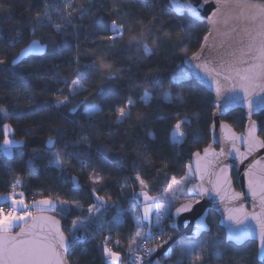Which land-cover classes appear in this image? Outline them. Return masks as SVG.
I'll return each instance as SVG.
<instances>
[{"label": "snow or ice", "instance_id": "1", "mask_svg": "<svg viewBox=\"0 0 264 264\" xmlns=\"http://www.w3.org/2000/svg\"><path fill=\"white\" fill-rule=\"evenodd\" d=\"M45 6V10L37 12L33 17L36 25L43 26L46 21L53 20V11L56 15L65 21V24L53 23L57 34L63 35L66 27L73 23V12L79 11L78 18L83 21L88 18L89 27L92 28L93 34L97 36V41L93 43L94 48L89 49L85 55L89 57L87 62L81 63L80 48L76 46L77 52L73 60L74 67L71 69L75 78H70L62 73L52 74L51 72L39 73L35 68L27 74L13 72L11 83L16 85L11 96L13 100V108L10 111L5 104L0 103V135L3 136L0 142V149L6 155H12L14 148L20 149V156L28 157L29 174H38V170L34 167L37 160H47L45 169L54 168L63 174L66 170L72 168V161L83 171L88 169L87 181L89 183V191L92 192L95 203L89 202L87 208H84L79 200H59L54 201L51 198L33 199L31 203L27 202L23 189L27 184L22 182L19 174L12 177L9 184V191L0 194V201L8 203V207L0 204V264H68L67 257L75 254V250L79 248L82 241L95 239L89 229L95 226L100 235L104 239L99 241V250L103 257L104 264H124L121 259V252L110 247L112 242L114 246H119V240H113V235L117 232L123 217L131 214L137 221L136 231L127 244V251L130 254L128 264H161L160 259L155 258V253L164 248L168 241L172 240V232L179 231L180 227L187 228L189 224L195 221V231L191 236L184 237L181 240V256H187L190 264H208L212 258L223 262L224 257L229 255L228 264H242L248 259L245 253L239 251V247L243 245L248 237L258 239L259 254L258 259L264 264V188L260 194V211L251 215L241 213L240 208L229 207L226 209V219L229 223H225V212L220 211L218 207H209L207 200H215L213 193L220 196L223 191V184L228 183L226 169L232 167V164L226 162V158L232 155L231 151L225 152L221 149L220 155L215 157L213 161H207L202 171L200 165V152L190 151L189 155L196 158V167L193 169L191 163L187 165L189 172L200 173L199 179L201 183H191V177L185 174L180 180L175 176L168 179L166 187L159 192V195H152L154 191L150 188L147 179H150L149 173L156 172L167 177V165L163 168L157 167V161L150 158L148 146L139 144L135 149V161L133 168L134 177L131 180L118 181L117 183L123 189L129 185L132 188L131 199L135 200V207L125 209L121 200L129 199V194L121 192V196L115 200L111 198L105 199L96 193V185L104 183V176L100 174L104 168L105 162L114 163L107 156L112 149L107 143L103 144L104 155L99 162H94L85 148L91 149L93 144L92 133L85 134L83 131L75 133L77 137L66 138L67 131L63 129V125L59 128L50 127V131H54L55 136L49 135L44 141L42 148H32L29 154L27 149L29 142L26 138H17V128L14 127L12 121L20 117V113L16 111L19 102L23 100H32L34 97L27 91V85L32 79L44 80L50 78L65 85V88H57L55 92L67 95H58L54 98V105L58 110L67 109V112H61V115L68 119L70 113H75L78 107L83 106L84 112L88 117L98 115L104 111L98 103L89 102L88 98L79 101L75 107H69L75 98L81 92L90 91L85 85V81L95 85L99 81V86L95 87L93 99L102 98L113 102L110 111H114L115 123L117 125L127 124L129 127L124 130L123 135H129L130 130L143 126L149 117L148 113L143 111L134 112L137 108V101L131 95L125 94L120 97L121 90L127 85L129 89H135L139 85L143 95L139 100L148 103L153 95L159 91L166 102L171 103L173 99V86L183 88L187 85L192 90L199 88V83L193 78L192 73L188 71H179L173 73L168 88L162 89L164 83L161 72L150 70L139 82L134 80L130 74L133 73V67H140L142 60L156 55L157 49L163 44H170L171 41L166 39L157 32V26L161 31L170 28L174 36L179 37L181 33L187 34L186 27L183 24L176 23L173 28L172 21H165L164 16L168 14L169 8H161L159 12L151 17L147 25L143 24L142 19H137L131 13L132 0H89V5L84 7L77 4L73 6V0H40ZM149 0H144L147 4ZM208 0H197L196 6L191 3L179 5L178 14L183 20L185 16L190 21L203 20L202 15L204 5ZM99 3V7H97ZM51 5L49 8L48 5ZM219 5L215 10L210 12L208 19L213 24L222 23L225 28L230 27L231 31H237V28L243 24L242 32L247 37V43L237 50L229 52L227 55L230 59L221 57H213L212 49L201 45L199 52H192L191 55L185 54L180 58L182 65H190L212 78L215 83V92L217 98L222 91L227 90L229 95L225 97L227 104H220L217 99L212 102V107L220 110L221 114L230 105L235 103H246L249 114L257 108L264 109V96L260 97L259 102L253 98L259 92H264V0H216ZM231 6L234 15H227L225 9ZM96 11H93V9ZM0 11H8L0 4ZM25 12L31 15V9H25ZM217 13H221V17H217ZM143 16V11L139 13ZM9 19L11 16L8 17ZM215 18V19H213ZM119 21V22H118ZM19 25H13L12 31L15 35L8 38L11 47L23 43V35L18 30ZM35 36L36 30L33 28L30 33ZM212 35L211 30L203 37L207 44L209 37ZM132 37L125 43V37ZM151 40L154 46H150L148 41ZM53 45L55 41H52ZM243 44V41H241ZM49 49V44L41 43L38 40H31L28 44L20 48L18 54L11 59L7 58V54L0 56V66L21 65L24 61L30 59L36 54H45ZM246 49V50H245ZM176 49H174L175 51ZM246 56L247 59H241L237 56ZM135 52L142 56L133 60L127 57V63L118 60L117 57L123 53ZM185 53L187 49L185 48ZM62 55L59 50L51 52V59H55ZM243 64L246 67H239ZM115 66V67H114ZM33 73L35 75L33 76ZM119 74L124 75L123 80H119ZM222 76V80L220 77ZM119 80V82H117ZM230 80H238L239 87L243 92L236 91V84L233 83L230 89H225V85ZM151 89V90H150ZM250 92L252 96H250ZM183 91L178 92L176 99L181 105L184 104ZM116 100H120L116 103ZM31 107V105H28ZM178 113L165 119H173L176 122L171 126L170 138L175 147L182 144L188 139L187 131L182 130V125L191 127V121L187 118L177 119ZM215 116V113L213 114ZM111 119V117H109ZM84 128V125H80ZM91 127V125H89ZM218 125L214 121L212 129H216ZM256 125L250 124L249 129V152L255 148L264 149V139L256 137L254 134ZM149 135H153L149 133ZM99 139V137H96ZM200 133L193 135L194 141H199ZM218 142V134L214 137ZM234 139V138H233ZM232 147H235L233 142ZM123 150V148L121 149ZM204 153H208V148L203 149ZM224 157L225 159H221ZM246 158V157H244ZM123 165L124 161H120ZM243 163V159L240 160ZM258 163V161H257ZM143 166V167H141ZM209 172V179L205 181L204 172ZM11 172V169H9ZM251 173V170H249ZM73 182L74 190H79L80 185L78 178L75 176L63 177L62 182L67 183L68 180ZM191 184L189 187L188 185ZM254 182L249 179L248 187L253 196L257 193L254 188ZM178 193H183V200ZM246 197V193L233 192L232 201H242ZM112 208L116 209L115 215L106 221L105 214ZM32 209L41 213L56 212L63 218L74 217L70 221V227L67 233L61 227L60 220L54 216L33 215ZM219 211L221 219L216 222L212 219V214ZM190 214V215H186ZM153 215L155 223H153ZM165 217L172 222L165 223ZM143 220L144 223H140ZM211 221V223H209ZM255 221V224L252 223ZM13 228L19 230L13 233ZM219 229V231L217 230ZM224 235H221V232ZM167 237V239H164ZM162 241L156 247H150L153 242ZM221 245L224 250L221 251ZM210 249L207 254L205 250ZM172 251L171 247L164 252L165 259ZM177 264H181L180 261Z\"/></svg>", "mask_w": 264, "mask_h": 264}, {"label": "trees", "instance_id": "2", "mask_svg": "<svg viewBox=\"0 0 264 264\" xmlns=\"http://www.w3.org/2000/svg\"><path fill=\"white\" fill-rule=\"evenodd\" d=\"M0 4L4 5L6 9L9 7L11 9L10 12L0 11V56L7 54V58L11 59L18 54L20 48L25 47L33 39L41 43L49 44V49L43 57H31L18 66H12L11 64L0 66V103L5 104L11 111L13 108V100L8 94L12 93L16 87V85L11 83L13 72L27 74L35 68L39 73L51 72L55 74L59 72L70 78H75L71 69L74 67L72 62L77 52L76 46L79 45L80 59L83 64L89 59L85 53L96 46L93 42L97 41V36L93 34L92 28L89 27L87 17L83 21L78 18L79 11L73 12V23L66 27L65 34L60 35L56 33L54 27L51 25L53 23L65 24V21L56 15L55 10H52L53 20L46 21L43 26L36 25L33 22L35 14L37 12L42 13L45 10V6L40 0H0ZM77 4L87 7L89 0H73V6L75 7ZM48 7L50 8L51 5L49 4ZM97 7H99V3H97ZM29 8L31 9V15L25 12V9ZM161 8H169V0H149L147 4L144 3V0H132L131 13L137 19H142L143 24L147 25L151 17L159 12ZM93 11H96V9L94 8ZM141 11H143L142 17L139 15ZM9 16H11L10 19L8 18ZM164 20L172 21L171 27L173 28L176 27V23L183 24L186 27L187 34L181 33L177 37L172 34L170 28H165L161 31L158 25L157 32L165 36L171 43L161 45L157 49L156 55L143 59L141 66H134L133 73L130 74L134 80L139 82L150 70L160 71L164 80L161 90L168 88L173 73L188 71L180 63V58L185 54L191 55L192 52H197L202 44L203 37L207 34L206 24L190 21L186 16L182 20L181 17L173 13L171 8L168 14L164 16ZM17 24L19 25L18 30L23 35V43L16 47H11L8 43V38L15 35L12 27ZM33 28L36 30L35 36L30 34ZM129 39H132V37H125V43ZM52 41H55L54 45ZM148 43L150 46H154L151 40ZM185 48L187 49V53H185ZM54 49L61 51L62 55L51 59V52ZM174 49L176 50L174 51ZM141 56L142 54L129 52L123 53L117 59L123 60L126 64L127 57L137 60ZM34 75L35 73H33ZM124 78L123 74H119V80H123ZM99 83L97 81L95 85H92L85 81V85L90 91L81 92L69 107H75L79 101L87 97L89 102L100 104L104 111L98 115L88 117L84 112V107L81 106L77 108L75 113H70L68 119H65L61 115V112H67V109L58 110L53 103L56 96L68 94L67 90L64 93L55 92V89L65 88V85L50 78L44 80L32 79L31 83L27 85V91L34 99L20 100V106L16 108V111L21 115L12 122L14 127L17 128V138H26L28 140L29 147L27 151L29 154L32 148H42L44 141L49 135L55 136L56 133L50 131V127L59 128L61 124L63 125V129L67 131L66 138H77L74 132L79 133L83 131L85 134L92 133V137H90L93 139L92 148H85L84 151L88 153L94 162H99L105 154L103 144L107 143L112 149L107 153V156L114 163L105 162L104 168L100 172L105 180L103 184L96 185V193L105 199L111 198L115 200L121 196V192L123 191L129 194V199L121 200L122 206L125 209L130 206L135 207L136 202L131 199L130 195L132 191L130 184L124 186L122 189L117 183L118 181H124L126 179L131 180L134 177L133 168L136 166L134 164V149L139 144H145L148 146L150 158L157 161V167L163 168L165 164L167 165L165 169L168 174L167 177L162 173L157 174L156 172H151L149 173L150 179H147L150 188L154 190L151 194L158 196L159 192L166 187L168 179L171 176H175L177 180H180L187 174V165L191 161L190 151L201 152L209 144V127L213 113V107L211 106L213 98L211 94L200 86L197 90L192 91H190L187 85L183 88L173 86V99L171 103L166 102L160 92L157 91L152 99L145 104L139 100V97L143 95L141 87L146 86L139 85L138 83L137 88L129 89L125 85L121 90L120 97L122 98L125 94L131 95L137 101V108L134 109V112L143 111L148 113L150 117L143 126L130 130L129 135L125 136L123 135L124 130L129 126L127 124L117 125L115 123L114 111L109 110L113 102L102 98L93 99L92 93H94L95 87L99 86ZM181 91L185 94L183 105L176 99L177 93ZM119 102L120 100H116V103ZM29 104L31 107L28 106ZM177 113V119H189L191 121V127L182 125V130L188 133V139L174 147L170 133L172 131L171 126L176 121L173 119H165V117H171ZM223 121L227 122L237 133H241L244 130L246 123L242 111L232 112ZM255 121L259 125V137L264 139V112L256 116ZM80 125H84L85 127L81 128ZM196 132L200 133L198 142L193 140V135ZM149 133L153 135L150 136ZM96 137H99V139H96ZM2 139L3 136L0 135V142H2ZM122 148L123 150H121ZM120 161H124L123 165H121ZM71 163L73 165L72 168L61 174L59 170L54 168L45 169L47 160H37L34 162V167L38 170V174L30 175L28 157L24 156L21 158L19 148H14L10 156H7L0 149V194L9 191V184L12 177L19 174L22 182L26 183L27 187L18 189V191H24L27 202L31 203L33 199L39 200L44 198H51L56 201L59 198L61 201L79 200L84 208H87L89 202L95 203L92 192L88 190V169L86 168L82 171L75 160ZM9 169H11V172ZM70 176L78 178L79 190H74L73 182L70 179L67 183L62 182L63 177ZM232 177L236 183L237 178L235 172H233ZM0 204L2 203L0 202ZM2 205L8 204L4 203ZM115 212V208L110 209L105 214V222L111 219L115 215ZM50 214L61 221L62 228L67 233L70 227V221L74 217L63 218L56 212ZM212 219L218 222L215 214H212ZM171 222L168 218L165 219L166 224H170ZM136 223V219L131 214L125 215L123 222L113 235V240H119L120 245L114 246L112 242L109 243L110 247H114V250L121 252V259L124 258L127 244L136 231ZM217 230L219 231V229ZM89 231L95 239L82 241L79 248L75 250V254L68 256L69 264H104L102 254L99 250V241L103 240L104 236L100 235L99 230L95 226L89 229ZM171 234L174 237L176 232H172ZM221 235H224L223 231ZM180 243L181 241L173 246L172 255L165 264H177L178 261L181 264H190L187 256H181ZM223 250L224 246L221 245V251ZM238 250L245 253L248 257L242 264H262L257 261V248L255 243H246L242 247H239ZM208 251L210 249H206L205 254ZM230 255H226L223 262L212 258L208 264H228Z\"/></svg>", "mask_w": 264, "mask_h": 264}, {"label": "water", "instance_id": "3", "mask_svg": "<svg viewBox=\"0 0 264 264\" xmlns=\"http://www.w3.org/2000/svg\"><path fill=\"white\" fill-rule=\"evenodd\" d=\"M188 3H191L193 6H196L197 0H169V5H173L171 7V10L178 17H180L177 11L178 6L188 4ZM218 6L219 5L216 4V0H208V2L204 5L203 11H202V15H204L205 18L203 20H199L196 22L206 24L207 34L210 30L212 32V35L209 37L207 44H205L204 40L202 41V44H204L206 48L212 49L211 55L217 58L223 56L225 59H230V57L227 54L233 50L241 49L247 43V37L242 32L243 24H241L237 28V31L233 32L231 31L230 27L225 28V26L222 23L213 24L212 21L208 19V15H210V12L215 10V8ZM230 9H231L230 5L225 9L227 15H234L235 13L231 11ZM217 17H221V13H217ZM241 41H243V44L241 43ZM200 50H201V46L197 52H199ZM45 54H36L33 57H43ZM237 56L240 57L241 59H247L246 56H240L239 51H237ZM184 66L189 72L192 73L193 78L199 83V86L202 87L209 94H211L213 100L217 99V102L220 104L228 103L225 100V97L229 95V92L227 90L222 91L220 96L217 98V94L215 92L216 85L215 83L212 82L211 77H208L207 75H205L200 69H197L190 65H184ZM238 66L246 67V65H243V64H240ZM220 79L222 80V76L220 77ZM233 83H235L237 86L236 91L240 92V94L243 95V92L239 87L238 80H230L227 83V85L224 86L225 89H230ZM250 96H252L251 92H250ZM262 96H264V92H259L257 90V94L253 96V98L257 99V101L259 102V99ZM235 111H242L244 113V119L246 123L244 126V130L241 133L235 132L233 128H231L227 122L223 121V119L227 115ZM262 112H264V109L257 108L256 110H254L252 113L249 114L246 103L230 104L226 108V110L223 111L222 114L220 110L213 107V113L211 115V125L209 127L210 142L206 147L208 148L209 151L207 154H205L203 150L200 152L201 154L200 155V165H201L202 171L204 170L205 163L207 161H213L212 166H215L214 164L215 157L213 156V153H215L216 156H219L221 149H224L225 152H228V151L232 152V155L226 158V162H228L229 164H232L233 166L226 169V174H227L229 182L223 184V191L221 193V195L223 196V199H221L220 196H216V193H213V196H215V200L206 201L209 207L216 206L218 207L220 211L225 212V223H229L226 219V215H227L226 209L229 207L240 208L241 213H247L250 218L253 213L259 212L261 210L260 209V194H261L262 188H264V149L255 148L254 150L249 152V129H250V124L254 123L256 125L254 134L256 137H259V125L255 121V117L261 114ZM214 113H215V116H213ZM214 121L218 125L216 129H212V124ZM217 134L219 136L218 142L214 139V137ZM233 142L235 144L234 148L232 147ZM221 159H225V158L221 157ZM241 159H243V163H240ZM190 163L192 164L193 169H195L196 163H197L196 158L191 156ZM249 170H251V173H249ZM209 172H210V168L208 172H204L205 181L209 179ZM233 172H235L236 174V178H237L236 183L234 182L233 177H232ZM192 173L194 177L193 183H197V184L201 183L199 179L200 173L194 172V171ZM249 179H252L254 182L253 186L257 193L256 196H253L249 190V187H248ZM188 186L190 187L191 184H189ZM233 192L246 193V197L243 198L242 201H232L230 198ZM213 214L217 216L218 222H219L221 219L219 211H215L213 212ZM40 215L54 216L48 213H36L35 214V216H40ZM186 215H190V214H186ZM55 218L59 220L57 217ZM252 223L255 224V221H252ZM61 227H62V223H61ZM194 231H195V221L194 220L191 224L188 225L187 228H184L183 226H181L179 231L176 232V235L173 237V239L168 241V243L164 245V248L160 249L157 253L154 254L155 258L160 259L161 264H165L166 261H168V259L172 255L173 246L176 243H178L180 240H182L184 237L191 236ZM249 242L256 244L257 261L262 263L258 259V254L260 251L259 246H258V239L250 236L244 241L243 245ZM243 245H241L240 247H242ZM153 247H156V245H154ZM170 247L172 251L169 253L167 258L165 259L163 254ZM67 260H68V257H67Z\"/></svg>", "mask_w": 264, "mask_h": 264}, {"label": "rangeland", "instance_id": "4", "mask_svg": "<svg viewBox=\"0 0 264 264\" xmlns=\"http://www.w3.org/2000/svg\"><path fill=\"white\" fill-rule=\"evenodd\" d=\"M179 145V144H178ZM7 156H10V155H7ZM187 174L191 177V183H193L194 182V177H193V173L192 172H189V170H187ZM178 195L179 196H181V199L183 200V193H178ZM32 211H33V215H35L36 213H41V212H39V211H37V210H35V209H32ZM45 213H48V214H50V213H52V212H45ZM167 217H165V219H166ZM137 222V221H136ZM140 223H144V221L143 220H141L140 221ZM153 223H155V216L153 215ZM17 230H19L18 228H13V232H15V231H17ZM164 239H167V237H165ZM158 243H162V241H155V244L157 245ZM181 244V243H180ZM179 248H180V245H179ZM126 251H127V248H126ZM180 251H181V248H180ZM129 259H130V254L128 253V251H127V253H125V255H124V258L122 259L123 261H124V264H128V261H129Z\"/></svg>", "mask_w": 264, "mask_h": 264}, {"label": "built area", "instance_id": "5", "mask_svg": "<svg viewBox=\"0 0 264 264\" xmlns=\"http://www.w3.org/2000/svg\"><path fill=\"white\" fill-rule=\"evenodd\" d=\"M4 207H8V205H3ZM155 245V242H153L151 245H149L150 247H153ZM126 253H127V251H126Z\"/></svg>", "mask_w": 264, "mask_h": 264}, {"label": "crops", "instance_id": "6", "mask_svg": "<svg viewBox=\"0 0 264 264\" xmlns=\"http://www.w3.org/2000/svg\"><path fill=\"white\" fill-rule=\"evenodd\" d=\"M0 202H1L2 204H4V203H5V204H8V203H7V202H5V201H0Z\"/></svg>", "mask_w": 264, "mask_h": 264}, {"label": "bare ground", "instance_id": "7", "mask_svg": "<svg viewBox=\"0 0 264 264\" xmlns=\"http://www.w3.org/2000/svg\"><path fill=\"white\" fill-rule=\"evenodd\" d=\"M181 241V240H180Z\"/></svg>", "mask_w": 264, "mask_h": 264}, {"label": "clouds", "instance_id": "8", "mask_svg": "<svg viewBox=\"0 0 264 264\" xmlns=\"http://www.w3.org/2000/svg\"><path fill=\"white\" fill-rule=\"evenodd\" d=\"M156 245V244H155Z\"/></svg>", "mask_w": 264, "mask_h": 264}]
</instances>
